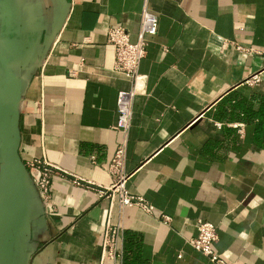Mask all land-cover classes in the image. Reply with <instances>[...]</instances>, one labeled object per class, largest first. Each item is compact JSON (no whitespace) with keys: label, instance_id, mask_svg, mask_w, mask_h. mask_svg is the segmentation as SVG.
I'll return each instance as SVG.
<instances>
[{"label":"crops","instance_id":"0c3cea01","mask_svg":"<svg viewBox=\"0 0 264 264\" xmlns=\"http://www.w3.org/2000/svg\"><path fill=\"white\" fill-rule=\"evenodd\" d=\"M144 7L158 30L139 65L125 170L153 212L94 189L112 182L117 94L131 86L107 30L135 40ZM0 54L15 76L12 87L0 62V110L18 100L25 168L0 264H217L189 243L199 219L216 225L228 262L264 264V0H0ZM3 131L0 120V181ZM34 158L55 167L51 212ZM107 225L123 232L121 260L103 255Z\"/></svg>","mask_w":264,"mask_h":264},{"label":"built area","instance_id":"2783aa9c","mask_svg":"<svg viewBox=\"0 0 264 264\" xmlns=\"http://www.w3.org/2000/svg\"><path fill=\"white\" fill-rule=\"evenodd\" d=\"M158 30V17L147 7L141 12L139 29L135 40L131 39L129 31L121 25L112 26L107 30V41L114 48L113 69L125 75L131 86L120 90L117 94L118 118L115 129L124 134L109 163L108 171L112 176V182L108 186L94 188L91 182H86L87 187L94 188L100 197L111 201L117 200L121 206H139L147 211L153 212L141 196L132 195L127 188L130 174L125 170L126 143L125 137L131 125L133 114V102L138 93L137 82L140 79L139 65L147 54L148 40ZM259 74H253L247 82L252 84L260 82ZM29 168L35 172L33 181L39 197L44 202L45 213L51 212L49 204L50 188L52 182V170L55 168L44 159L34 158L28 162ZM82 180H75L77 185H84ZM165 223H170L168 216H162ZM197 235L189 239V243L198 251L206 255L217 264H231L223 254L215 251L214 245L218 240L217 227L214 223L199 219L195 223ZM123 232L119 227L107 225L103 232V255L106 259L118 260L122 258Z\"/></svg>","mask_w":264,"mask_h":264},{"label":"water","instance_id":"95a60500","mask_svg":"<svg viewBox=\"0 0 264 264\" xmlns=\"http://www.w3.org/2000/svg\"><path fill=\"white\" fill-rule=\"evenodd\" d=\"M0 62L4 67L9 84L15 86V76L10 68L9 60L0 54ZM11 113L7 114L0 110V120L4 125L3 148H4V168L0 181V246L4 243V232L6 229L4 216L5 206L14 201L18 195L19 184L22 172L25 170L19 154L20 130L18 100L14 99L11 105Z\"/></svg>","mask_w":264,"mask_h":264}]
</instances>
